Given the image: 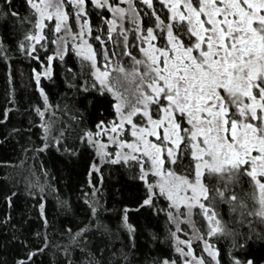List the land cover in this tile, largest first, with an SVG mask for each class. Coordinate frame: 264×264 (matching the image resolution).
Segmentation results:
<instances>
[{"label": "snow or ice", "instance_id": "snow-or-ice-1", "mask_svg": "<svg viewBox=\"0 0 264 264\" xmlns=\"http://www.w3.org/2000/svg\"><path fill=\"white\" fill-rule=\"evenodd\" d=\"M139 3L152 12L141 15L138 0H21L28 12L22 16L15 0H0V18L5 27L9 19L28 25L23 36L28 44L18 46L33 59H41L33 55L36 45L44 47L41 42L55 46L45 71L35 76L37 85L42 76L51 78L53 60L72 52L80 58L82 91H95L107 104V115L79 136L93 152L92 191L86 195L102 193L105 165L125 168L144 184L139 207L164 214L176 254L153 264H221L216 243L222 239L231 242V264H256L244 250L264 246V230L255 227L264 225V0H158L159 10L153 0ZM40 96L43 104L33 111L44 119L54 106L42 87ZM74 119L79 124L83 114ZM55 124L50 116L41 125L45 141ZM68 131L62 128L36 151L59 147L78 155L62 143ZM15 195L6 198L9 204ZM222 205L234 215H222ZM90 210L89 224L62 233L69 238L63 264H130L136 228L127 209L121 223L129 233L128 251H114L106 262L88 234L110 233L99 222L107 209L94 198ZM42 240V247L16 264H35L33 257L50 247L47 237ZM198 241L202 251L200 243L193 247Z\"/></svg>", "mask_w": 264, "mask_h": 264}, {"label": "trees", "instance_id": "trees-1", "mask_svg": "<svg viewBox=\"0 0 264 264\" xmlns=\"http://www.w3.org/2000/svg\"><path fill=\"white\" fill-rule=\"evenodd\" d=\"M153 3L157 10L162 8L158 0H153ZM15 8L22 16L28 14L21 0H15ZM138 11L143 15L145 12L151 13L152 9L138 0ZM160 14L164 18L167 10ZM144 18L146 22L149 19L147 16ZM92 19L99 23L97 17L93 16ZM4 24L5 21L0 18V45L6 49L0 53V121H3L0 123V261L16 264L18 260H27L29 251L42 247V237H47L51 242L50 247L33 257L35 264H63L65 257L62 249L69 244V238L62 233L67 228L77 231L94 219L90 210L94 198H100L107 209L101 214L99 222L107 225L111 231L101 235L102 230L94 229L88 234V239L92 241L94 251L103 250L105 262L114 251L118 253L122 248L128 251L129 233L121 223L125 209L128 222L136 228L135 248L129 255L130 264H153L166 256L175 257L166 217L162 213L155 215L151 209L139 207L144 198L145 186L141 181L133 180L132 173L125 168L118 165L103 166V183L99 185L102 193L96 197L86 195L92 191L88 165L93 152L84 149L79 136L82 129L94 128L97 119L107 115V104L104 97L95 91H82L80 58L72 52L64 60H53L51 78L42 76L37 85L35 76L46 69V57L55 55L54 46L47 41L41 42L43 48L36 45L38 52L33 55L38 54L41 59H33L18 46L21 42L27 44L23 36L28 25H17L11 19L7 21V27ZM89 42L94 43L92 40ZM41 87L54 106L44 119L33 111L34 106L43 104ZM80 114H83L84 119L77 124L74 117ZM50 116L56 124L45 141L41 125L50 122ZM65 127L69 131L64 132L62 143L66 149L76 150L78 155L72 156L59 147L45 152L36 151L42 142L52 143V136L58 135ZM26 176L31 184L25 180ZM13 192L16 195L9 204L6 198L12 196ZM41 198H44L43 216L39 208ZM220 211L226 218L234 215L226 205H222ZM255 227L257 231L264 230V225L259 222H256ZM239 230L245 232L247 228ZM196 243L202 245L200 241L195 242L194 248ZM216 247L221 251V264H231L230 252L233 249L230 240L222 239L216 243ZM244 251L247 258L254 259L256 264H264V246L256 243ZM203 255L207 257L205 253Z\"/></svg>", "mask_w": 264, "mask_h": 264}, {"label": "rangeland", "instance_id": "rangeland-1", "mask_svg": "<svg viewBox=\"0 0 264 264\" xmlns=\"http://www.w3.org/2000/svg\"><path fill=\"white\" fill-rule=\"evenodd\" d=\"M123 6V5H122ZM27 44H28V42H27ZM54 53H55V46H54ZM43 71H45V69L43 70ZM106 139V138H105ZM188 232H189V237H191V230H188ZM181 238L182 239H184V238H186V237H184L182 234H181ZM188 238V237H187ZM174 243V242H173ZM201 247H202V245H201ZM206 254V253H205Z\"/></svg>", "mask_w": 264, "mask_h": 264}]
</instances>
